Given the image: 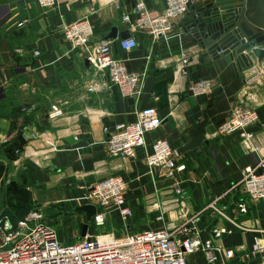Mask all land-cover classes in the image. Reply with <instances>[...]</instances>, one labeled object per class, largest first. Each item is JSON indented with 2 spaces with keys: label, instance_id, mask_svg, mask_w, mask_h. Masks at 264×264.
I'll return each mask as SVG.
<instances>
[{
  "label": "crops",
  "instance_id": "0c3cea01",
  "mask_svg": "<svg viewBox=\"0 0 264 264\" xmlns=\"http://www.w3.org/2000/svg\"><path fill=\"white\" fill-rule=\"evenodd\" d=\"M138 1L60 0L47 11L37 0H0V245L2 223L10 220L9 206L64 204L68 209L64 211L69 212L76 208L69 200L82 188L110 176L128 182L134 209L127 227L110 219L112 225L115 221L120 224L116 234L179 225L182 220L171 192L174 182L149 172L145 164V155L152 151L156 139L167 141L180 154L178 163L186 166L175 182L185 192L188 216L236 184L245 166H254L264 158V63L238 76L228 57L206 56L194 43L184 29L187 15L175 20L172 30L157 39L147 31L133 29L122 18L127 14L134 18ZM202 1L194 0L190 13ZM143 4L157 12L166 6L165 0H143ZM79 20L93 27L97 41L110 42L113 55L130 71L146 73L133 104L118 88L87 92V84L98 78L86 66L85 55L64 38V28ZM125 32L138 42L130 53L119 45ZM195 53L199 58L183 68L182 59ZM168 68L173 70V80L167 86L168 106L159 109L153 74ZM202 79L213 83L212 93L191 95V82ZM242 100L259 112V121L247 130L254 136L252 150L247 149L240 132L219 138L210 131L211 126L216 131L217 123ZM56 101L61 114L51 117ZM146 107H156L163 118L158 130L146 135L147 152L141 150L135 159L110 157L104 129L135 122ZM81 141L87 146L75 149ZM241 197L232 194L228 214L243 228H237L230 239L215 242L236 251L234 264H248L255 238L264 241V203L248 200V213L240 214L235 205ZM162 213L164 221H157ZM65 215L73 219L69 227L76 220H86L81 212ZM208 224L207 218L202 220V225ZM187 259L188 264H208L200 253Z\"/></svg>",
  "mask_w": 264,
  "mask_h": 264
},
{
  "label": "built area",
  "instance_id": "2783aa9c",
  "mask_svg": "<svg viewBox=\"0 0 264 264\" xmlns=\"http://www.w3.org/2000/svg\"><path fill=\"white\" fill-rule=\"evenodd\" d=\"M60 0H37L45 10H53ZM163 12L149 10L139 0L133 10L134 18L127 14L122 21L133 29L149 32L159 38L172 30L173 22L191 11L194 0H165ZM24 22L19 23L21 27ZM64 38L75 50L81 51L97 76L96 81L87 84L89 93L109 92L118 88L122 97L136 99L140 96V85L146 76L143 72L130 71L123 60L111 51V43L97 41L93 27L86 20L72 22L64 28ZM121 49L130 53L137 49L133 36L121 39ZM38 54V52H36ZM199 53L186 56L181 64L191 66ZM260 65H253L250 71ZM213 83L208 79L191 82L188 91L195 97L212 93ZM59 101L52 106L51 117L61 114ZM259 121V112L246 101L233 105L228 117L216 127L215 135L220 137L240 132L247 149L252 150L253 134L247 130ZM163 118L156 107H146L131 123H119L113 130L104 129L108 154L112 158L135 159L141 150L147 152L146 135L158 130ZM180 154L165 140L156 139L152 151L145 155L149 172H158L165 179L174 182L173 204L180 212L182 222L174 228L148 229L143 232H127L118 235L114 231L91 235L76 242L62 244L57 230L44 222L42 210H33L14 226L10 220L2 223L3 242L0 245V264H188L187 256L200 253L208 264H234L236 251L218 246L215 242L230 239L241 223L228 214V201L233 193L242 195L235 205L240 214L248 213L246 201L264 203V158L256 165L245 166L241 179L231 188L211 200L196 214L188 216L185 209V192L175 182L186 166L179 164ZM129 184L119 176H110L88 188H82L79 195L71 198L76 206L93 205L96 214L92 218L95 227H105L109 219H116L127 227L134 217L129 201ZM210 225H202L203 219ZM160 214L157 221H164ZM208 237L205 238L204 235ZM248 264H264V241L255 238Z\"/></svg>",
  "mask_w": 264,
  "mask_h": 264
},
{
  "label": "water",
  "instance_id": "95a60500",
  "mask_svg": "<svg viewBox=\"0 0 264 264\" xmlns=\"http://www.w3.org/2000/svg\"><path fill=\"white\" fill-rule=\"evenodd\" d=\"M183 24L194 43L206 51V56L228 57L238 76L253 65L264 63V0H203L187 15ZM128 37L127 32L121 35L122 39ZM85 64L90 66L87 60ZM129 102L133 104L134 100L129 98ZM210 131L214 133L215 126H211ZM86 146L87 143L81 141L73 147ZM74 212L86 216L81 229V238H85L96 207L83 205L66 213Z\"/></svg>",
  "mask_w": 264,
  "mask_h": 264
},
{
  "label": "rangeland",
  "instance_id": "374dc122",
  "mask_svg": "<svg viewBox=\"0 0 264 264\" xmlns=\"http://www.w3.org/2000/svg\"><path fill=\"white\" fill-rule=\"evenodd\" d=\"M69 205H71V204H69ZM76 207H78V206H76ZM2 209L6 213V211H7V210H5L6 208L4 209V207H3ZM33 210H42V213L44 216V222H46L49 225H52L57 230V233L59 235L60 240L63 241L62 244L74 243L81 237V226L84 223H86V220L83 221L82 223H80L78 220H76L75 222L72 223L73 225L71 227L67 226V224H70V222H72L73 219L71 220V218H69V216L65 215L66 211H64V210H68V209L65 207L64 204L61 206H57V207H54V206H46V207H44V206L43 207L42 206L41 207L31 206V211H33ZM72 210H75V208H72ZM10 214L11 213L7 214V217H9V218L13 217ZM77 214H79V212H74L71 214V216L73 217L74 215H77ZM66 220H67V222H66ZM10 221L14 226L17 225V223L15 224L16 220L10 219ZM80 224H81V226H80ZM121 227H122V225H121ZM121 227H120V224L117 223L116 221L112 225V223L110 222V219L108 220L106 226L101 227V228L95 227L91 221L89 224V231L95 235H100V234H104V233H110L113 231L117 232L120 230Z\"/></svg>",
  "mask_w": 264,
  "mask_h": 264
},
{
  "label": "trees",
  "instance_id": "16d2710c",
  "mask_svg": "<svg viewBox=\"0 0 264 264\" xmlns=\"http://www.w3.org/2000/svg\"><path fill=\"white\" fill-rule=\"evenodd\" d=\"M154 87L153 91L156 95L160 97L159 109H164L168 106V91L167 86L173 80V70L171 68L164 70H157L154 72ZM9 210L11 211L10 219L16 220L15 224L24 219L28 213L31 211V206L27 207H18V206H9ZM83 226V225H82Z\"/></svg>",
  "mask_w": 264,
  "mask_h": 264
}]
</instances>
